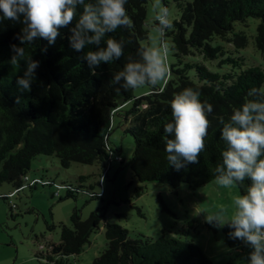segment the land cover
<instances>
[{
	"label": "trees",
	"instance_id": "1",
	"mask_svg": "<svg viewBox=\"0 0 264 264\" xmlns=\"http://www.w3.org/2000/svg\"><path fill=\"white\" fill-rule=\"evenodd\" d=\"M147 3L128 0L126 8L133 28L109 34L125 42L124 55L110 64L102 63L95 75L81 58L84 52L70 46L72 25L60 30L54 45L43 39L24 45L26 55L40 61L30 92H21L17 85L26 62L21 60L15 68L10 63L14 55L11 46L20 45L17 35L23 25L0 19V187L10 184L16 195L27 187L61 186L67 191L66 198L85 194L90 199H102L93 186L58 184L44 176L34 177L42 183L30 185L34 179L29 172L38 156H56L65 169L73 163L100 164L104 167L101 180L104 175L105 180L106 167L113 160L111 153L120 157L109 142L117 115L124 117L125 132L135 140L128 165L140 183L157 182L174 190L187 185L197 190L215 181L214 170L225 148L219 119L227 121L247 92L264 84V68L245 67V58L236 56L249 45L246 31H237L238 25L247 28L251 19L259 22L254 44L264 55V0H163L165 6L173 3L178 11L173 28L167 32L173 45L171 76L162 86L147 87L136 96L134 90H125L111 81L129 58H136L137 49L148 39ZM45 47L47 51L42 52ZM88 50H94L93 46L84 51ZM186 87L199 90L200 99L211 103L213 111L208 117L211 127L206 149L199 162L177 171L166 159L164 125L172 121L170 101ZM124 162L121 159L120 163ZM101 183L98 185L102 188ZM250 183L245 180L237 184L241 195L246 194ZM8 198L0 195V199ZM103 220L99 211L84 220L81 211L75 209L70 216L71 226H60L61 242L48 244L46 250L42 247L37 259L41 264H66V258L84 251ZM106 227L108 247L93 264H213L192 241L168 237L166 233L156 240L132 239L120 225L107 223ZM49 228L55 229V225ZM230 231L227 225L223 227L225 243L232 249L241 248L243 242L230 238Z\"/></svg>",
	"mask_w": 264,
	"mask_h": 264
},
{
	"label": "clouds",
	"instance_id": "2",
	"mask_svg": "<svg viewBox=\"0 0 264 264\" xmlns=\"http://www.w3.org/2000/svg\"><path fill=\"white\" fill-rule=\"evenodd\" d=\"M127 4L128 0H0L3 14L0 19L23 25L17 35L20 45L11 46L14 55L10 60L14 68L21 60L27 65L23 75L17 78L20 91H31L40 64L26 55L24 45L39 39L54 45L60 30L70 25V46L84 52L81 58L93 75L102 63L120 60L125 42L109 34L120 28H133ZM151 7L154 15L147 27L154 33L152 43L141 45L136 58H129L112 76L111 82L125 90L155 89L171 76L169 56L173 45L167 39V32L173 28L172 13L162 0H153ZM89 46L94 50L84 51ZM46 51V47L42 49ZM200 96L199 90L186 87L170 101L172 121L164 125L165 152L168 164L177 171L198 163L206 149L211 127L208 117L213 105L202 101ZM16 102L20 103V97ZM219 123L225 148L214 170L215 183L225 189L245 180L251 183L246 194L236 195L230 206H221L205 215V222L217 228L227 225L232 229L230 238L239 239L253 249L248 264H264V84L251 88L228 120L220 118Z\"/></svg>",
	"mask_w": 264,
	"mask_h": 264
},
{
	"label": "rangeland",
	"instance_id": "3",
	"mask_svg": "<svg viewBox=\"0 0 264 264\" xmlns=\"http://www.w3.org/2000/svg\"><path fill=\"white\" fill-rule=\"evenodd\" d=\"M153 0L147 3V22L154 15ZM163 3V0H162ZM165 6V4L163 3ZM172 21L177 19L178 11L173 3L168 5ZM245 30L249 45L236 56L245 58V67L264 68V55L255 48L257 20H249ZM148 29V39L143 45L152 43V33ZM174 63L172 53L169 65ZM210 65V64H209ZM161 82L159 86H162ZM147 87L134 90L141 95ZM131 107L129 105L127 110ZM124 115V114H122ZM123 116H115L109 142L113 149L120 152L123 164L113 158L106 167L105 180H101L103 166L100 164L83 165L73 163L70 168H63L56 156H38L32 162L29 177H43L58 184L67 183L76 187L93 186L95 192L102 194V199H90L85 194L66 198L67 191L60 190L55 196L56 186L31 189L27 187L17 194L12 202L0 199V264H41L37 254L47 249L48 244L61 242V224L71 226L70 216L75 209L81 211L84 220L91 213L99 211L104 220L100 228L90 237L80 255L66 258V264H93L108 247L106 224H117L129 231L130 238L159 239L166 233L168 237L181 238L199 245L213 264H248L249 254L253 250L243 242L238 249L230 248L224 239L223 227L217 228L205 222V215L216 211L221 206L231 205L236 195H241L238 185L230 188L219 187L215 181L197 190L181 185L177 190L157 182L140 183L131 171L128 163L135 150L134 138L125 132ZM116 153L115 156H117ZM114 156V157H115ZM85 177L84 180H81ZM102 181V188L98 183ZM143 188V189H141ZM14 187L3 184L0 195L4 196ZM64 197V200L60 198ZM12 206L13 209H12ZM55 225V229L49 227Z\"/></svg>",
	"mask_w": 264,
	"mask_h": 264
},
{
	"label": "built area",
	"instance_id": "4",
	"mask_svg": "<svg viewBox=\"0 0 264 264\" xmlns=\"http://www.w3.org/2000/svg\"><path fill=\"white\" fill-rule=\"evenodd\" d=\"M111 156H112V158H114V153H111ZM115 160H117V161H121V157H115ZM104 178H105V175L102 177V180H104ZM102 182V181H101ZM37 183H42V181L41 180H38V179H34V180H32L31 182H30V185H35V184H37ZM103 183H101V185H102ZM57 187V192H56V194L57 195H59V193H60V190L62 189V187L61 186H56ZM14 194L15 193H13V194H10V195H8V197H12V196H14Z\"/></svg>",
	"mask_w": 264,
	"mask_h": 264
},
{
	"label": "crops",
	"instance_id": "5",
	"mask_svg": "<svg viewBox=\"0 0 264 264\" xmlns=\"http://www.w3.org/2000/svg\"><path fill=\"white\" fill-rule=\"evenodd\" d=\"M15 191H16L15 189H14L13 191H9V192H8L6 195H4V196H7V195H10V194H13V193H15ZM21 192H22V191H21ZM21 192H20V193H21ZM17 194H19V193H17ZM17 194H16V195H17ZM16 195H14V196H12V197H9V198L6 199V200H8V202L11 203V202H12V199H14V197H15ZM12 207H14V206H12ZM41 248H42V247H41Z\"/></svg>",
	"mask_w": 264,
	"mask_h": 264
}]
</instances>
